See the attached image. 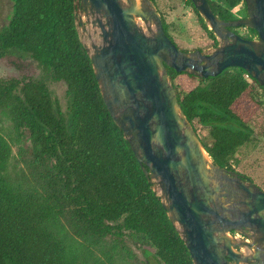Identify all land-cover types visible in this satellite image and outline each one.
Here are the masks:
<instances>
[{"label": "trees", "instance_id": "16d2710c", "mask_svg": "<svg viewBox=\"0 0 264 264\" xmlns=\"http://www.w3.org/2000/svg\"><path fill=\"white\" fill-rule=\"evenodd\" d=\"M11 1L8 23L0 29V59L28 56L66 85L68 104L63 112L46 86L0 77V110L19 133H28L38 153L52 164L55 178L47 188L12 186L7 177L11 148L0 133V264H84L88 250L76 237L90 242L128 239L138 247L148 246L153 251L143 250L144 264H193L154 190L156 184L144 174L103 102L79 39L75 1ZM207 1L223 21L234 18L222 2L229 10L239 2L245 7L243 0ZM161 21L178 48L162 16ZM199 22L208 30L202 18ZM167 73L212 163L232 171L230 160L254 137L241 101L255 87L264 89L240 68L206 79L171 68ZM68 214L77 226L76 236L49 226Z\"/></svg>", "mask_w": 264, "mask_h": 264}, {"label": "water", "instance_id": "95a60500", "mask_svg": "<svg viewBox=\"0 0 264 264\" xmlns=\"http://www.w3.org/2000/svg\"><path fill=\"white\" fill-rule=\"evenodd\" d=\"M74 1L92 18L87 23L100 30L92 53L81 43L103 102L144 174L156 184L192 263L264 264V191L212 163L167 73L171 68L206 79L240 68L264 89V0H243L246 17L232 21L220 20L207 0H190L219 41L210 53L178 49L151 0ZM79 23L84 25L81 17ZM231 28L254 30L257 39H245Z\"/></svg>", "mask_w": 264, "mask_h": 264}, {"label": "rangeland", "instance_id": "374dc122", "mask_svg": "<svg viewBox=\"0 0 264 264\" xmlns=\"http://www.w3.org/2000/svg\"><path fill=\"white\" fill-rule=\"evenodd\" d=\"M125 2V0H123ZM157 11L162 16L167 25L168 34L179 46V49L185 52L200 50L203 53H210L216 47L214 45L219 41L213 40L208 30V25L199 15L196 9H193L188 0H151ZM215 2L216 0H211ZM222 8L228 11L234 20L246 17V8L242 2H239L233 9L229 10L226 3L222 2ZM12 12L11 0H0V29L8 23ZM82 16V22L79 18ZM202 18L208 30H206L199 19ZM142 22V21H141ZM76 28L81 42L88 48L92 42L100 43V30L93 28L87 23V17L76 11ZM145 33H147L146 28ZM154 29V28H153ZM236 34L245 39H257L253 33L246 28L232 29ZM93 37V39L91 38ZM0 77L29 79L36 83L46 86L54 99L57 100L60 109L65 112L68 104L66 85L62 81H56L52 78L51 72L39 66L28 56L22 59L15 56H8L0 59ZM194 85H202L195 82ZM260 103L262 106L256 107ZM246 113L248 114V124L253 129V140L240 147L235 156L230 160L232 171L241 174L255 183L264 191V138L261 136L264 132V92L255 87L250 97L241 101ZM0 133L11 148V156L7 167V177L10 184L14 187L25 186L31 188H47L54 183L55 178L52 170V164L48 159L38 153V148L34 145L27 132L19 133L13 126L6 112L0 110ZM204 132L198 130L199 135ZM49 226L58 233H65L69 236H76V225L73 218L68 214L56 220H52ZM236 239H243L241 234L230 233ZM76 239L83 242L88 250V260L84 264H144L145 258L143 250L147 249L152 253L150 247H138L128 239L118 241L113 238H105L90 242L81 238ZM84 249V248H83ZM85 250V249H84ZM243 253L249 251L243 247ZM151 258V256H150ZM152 260V258H151Z\"/></svg>", "mask_w": 264, "mask_h": 264}, {"label": "bare ground", "instance_id": "6f19581e", "mask_svg": "<svg viewBox=\"0 0 264 264\" xmlns=\"http://www.w3.org/2000/svg\"><path fill=\"white\" fill-rule=\"evenodd\" d=\"M140 4H143V0H137ZM82 15H85L83 12L81 13ZM83 18H82V16H81V20H82ZM87 19H89V22L92 20V18L91 17H87ZM84 22V21H83ZM85 23V22H84ZM137 23L139 24V26H141V28H142V30L145 32V29L144 28H146V26H144L143 24H142V22L140 21V20H137ZM93 28H97V27H93ZM91 38L93 39V37L91 36ZM92 43H95V44H97L98 42H92ZM90 49H91V47H90ZM90 52L92 53V49L90 50ZM211 158V157H210ZM207 159L209 160V157L207 156ZM178 226V225H177ZM178 228H179V226H178Z\"/></svg>", "mask_w": 264, "mask_h": 264}, {"label": "built area", "instance_id": "2783aa9c", "mask_svg": "<svg viewBox=\"0 0 264 264\" xmlns=\"http://www.w3.org/2000/svg\"><path fill=\"white\" fill-rule=\"evenodd\" d=\"M231 233H232V232H231ZM234 233H235V232H234ZM237 234H238V233H236V235H235V236H238Z\"/></svg>", "mask_w": 264, "mask_h": 264}, {"label": "flooded vegetation", "instance_id": "af4514ba", "mask_svg": "<svg viewBox=\"0 0 264 264\" xmlns=\"http://www.w3.org/2000/svg\"><path fill=\"white\" fill-rule=\"evenodd\" d=\"M232 233H234V232H232Z\"/></svg>", "mask_w": 264, "mask_h": 264}]
</instances>
